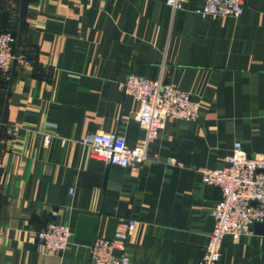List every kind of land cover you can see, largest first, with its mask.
I'll return each instance as SVG.
<instances>
[{
	"label": "crops",
	"instance_id": "0c3cea01",
	"mask_svg": "<svg viewBox=\"0 0 264 264\" xmlns=\"http://www.w3.org/2000/svg\"><path fill=\"white\" fill-rule=\"evenodd\" d=\"M200 4L0 0V33L14 32L28 61L0 78V264H89L92 241L113 238L120 218L137 222L128 264H197L221 197L198 169L221 166L235 141L264 154V0H244L238 17H201ZM129 73L200 104L194 120L164 121L138 169L79 142L146 136L138 102L121 89ZM51 222L70 229L63 250L36 240ZM263 231L224 236L216 264H264Z\"/></svg>",
	"mask_w": 264,
	"mask_h": 264
},
{
	"label": "built area",
	"instance_id": "2783aa9c",
	"mask_svg": "<svg viewBox=\"0 0 264 264\" xmlns=\"http://www.w3.org/2000/svg\"><path fill=\"white\" fill-rule=\"evenodd\" d=\"M186 0H165L172 9H181ZM244 0H201L193 12L201 17H238ZM16 35L6 30L0 33V78L10 80L14 62L27 64V58L14 49ZM121 89L138 102L137 121L146 136L137 145L128 146L123 136L116 133L95 132L79 142L89 148L93 158L108 164L138 169L146 158L148 139L158 136L167 118L194 120L200 104L189 92L170 82L150 79L129 73ZM48 141L49 135H45ZM204 184L217 186L221 197L211 210L213 227L207 236L204 252L197 264H216L221 255V242L229 235L237 239L252 233L253 224L264 221V154H247L239 141L218 167L198 169ZM136 220L120 218L114 237H96L89 249V264H128L127 240L136 227ZM70 229L64 224L48 223L36 232V240L48 250H63L69 243ZM118 251L119 254H115Z\"/></svg>",
	"mask_w": 264,
	"mask_h": 264
},
{
	"label": "water",
	"instance_id": "95a60500",
	"mask_svg": "<svg viewBox=\"0 0 264 264\" xmlns=\"http://www.w3.org/2000/svg\"><path fill=\"white\" fill-rule=\"evenodd\" d=\"M253 229H254L255 232H262V230H264V221L263 222L254 223L253 224Z\"/></svg>",
	"mask_w": 264,
	"mask_h": 264
},
{
	"label": "trees",
	"instance_id": "16d2710c",
	"mask_svg": "<svg viewBox=\"0 0 264 264\" xmlns=\"http://www.w3.org/2000/svg\"><path fill=\"white\" fill-rule=\"evenodd\" d=\"M14 33V32H13ZM15 34V33H14ZM16 35V34H15Z\"/></svg>",
	"mask_w": 264,
	"mask_h": 264
}]
</instances>
